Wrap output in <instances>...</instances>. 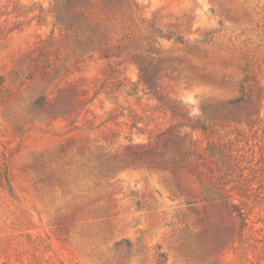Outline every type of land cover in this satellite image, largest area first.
<instances>
[{
  "label": "rangeland",
  "instance_id": "obj_1",
  "mask_svg": "<svg viewBox=\"0 0 264 264\" xmlns=\"http://www.w3.org/2000/svg\"><path fill=\"white\" fill-rule=\"evenodd\" d=\"M66 1L0 0V264H264V0H126L100 35Z\"/></svg>",
  "mask_w": 264,
  "mask_h": 264
},
{
  "label": "trees",
  "instance_id": "obj_2",
  "mask_svg": "<svg viewBox=\"0 0 264 264\" xmlns=\"http://www.w3.org/2000/svg\"><path fill=\"white\" fill-rule=\"evenodd\" d=\"M65 7H68V10L71 8L72 16L71 19L69 18L70 23L73 22L76 28H84L90 31L93 34L104 33L107 34L108 29L106 28L107 25H103L100 21L93 22L94 15L103 16L102 20H108L109 18L114 17L116 14H121L122 16L127 15V3L126 0H67ZM130 15V14H129ZM128 15V16H129ZM68 20V18H67ZM170 25V24H169ZM150 26L154 27L156 24L154 22H150ZM172 27H175V24H171ZM156 30L162 33L161 27L157 26ZM103 31V32H102ZM212 31H204L200 34V41L205 42L210 40L212 36ZM163 37L167 39H175L179 42H184L186 40V35L182 34L178 31L174 30H167L166 33L162 34ZM149 39V37H146ZM139 70L142 74L146 71L145 67L141 64L139 65ZM47 102L45 97H40V102L37 103L41 110H46ZM191 128L201 129L203 130V126L198 123H191ZM177 161H173L174 169H176L179 164ZM220 206L223 207L227 212L234 213L237 210V205L231 202L228 199H220ZM221 242H218V244Z\"/></svg>",
  "mask_w": 264,
  "mask_h": 264
}]
</instances>
